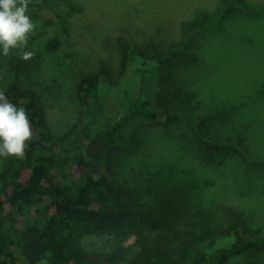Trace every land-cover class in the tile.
<instances>
[{
    "label": "trees",
    "instance_id": "1",
    "mask_svg": "<svg viewBox=\"0 0 264 264\" xmlns=\"http://www.w3.org/2000/svg\"><path fill=\"white\" fill-rule=\"evenodd\" d=\"M215 1L208 3L213 9L180 17L155 4L117 2L119 18L103 11V22L91 24L80 75L74 77L78 62L65 69L56 60L53 85L42 81L35 50L28 60L24 51L13 64L4 59L16 73L1 91L26 110L33 137L22 157H0V264H264V226L243 209H212L204 193L213 179L202 178L201 168L182 180L175 168L142 166L130 182L116 167L119 151L132 156L142 146L143 127L177 121L199 141L203 154H189L206 167L252 152L245 136L261 123L256 103L258 95L264 100L263 82L221 84L206 105L197 104L204 96L190 94L182 59L168 55L186 29L227 33L232 12L262 9L250 0ZM35 5L34 16L54 17ZM45 46L46 54L56 53L60 39L50 37ZM64 81L74 83L78 107L74 122L57 130L52 104L63 96L57 83L65 92ZM240 109L248 110L244 117ZM91 237L102 238L97 251L86 245Z\"/></svg>",
    "mask_w": 264,
    "mask_h": 264
},
{
    "label": "rangeland",
    "instance_id": "2",
    "mask_svg": "<svg viewBox=\"0 0 264 264\" xmlns=\"http://www.w3.org/2000/svg\"><path fill=\"white\" fill-rule=\"evenodd\" d=\"M93 1L96 6L92 4ZM119 1L128 3V0H29L26 14L36 27L33 32L28 34L25 48L12 49L9 55H2L0 59V91L11 74L16 73L10 71L6 64L4 65V59L9 64H13L14 57L21 51L35 50L34 52H37L40 74L44 78L42 81L52 85L56 75L55 69L52 67L56 60L65 61V69L70 65L73 66V62L79 64L82 62L81 64L84 66L85 54L92 40L91 24L95 21L103 22L99 18L103 11L109 13L111 17L119 18L122 11L121 6L116 7V3ZM131 1L132 4L162 6L165 10L164 13L174 14L173 16L176 17H180L188 11L191 15L197 9L201 11L211 7L208 6L211 0ZM250 2L253 6L261 5V11L246 13L235 10L226 20L230 23H226L229 28L227 33L221 32L220 29L216 33H214L215 31L204 33V30L195 33L194 29H186L181 42L173 47H168V55L171 59L177 57L182 59L181 62L185 67L182 72L183 78L187 86L191 88L190 94L193 96L198 92L202 97L204 96L203 101L200 98L194 100L197 104L202 102L203 105H206L207 95L212 93L213 89L223 88L220 86L221 84H229L231 89H239L238 84H244L246 80H257L264 84V9L262 7L264 0H250ZM35 4L51 10L54 17L34 16L31 7H35ZM212 29L217 30L216 27H212ZM233 31H237L239 34L236 35ZM240 32H243L248 38L240 37ZM50 37L60 39V46L56 53L46 54L45 44ZM201 43L202 46L199 45ZM204 53L208 59L206 61ZM81 64L80 68L79 65L76 66L74 77L80 75V70L83 68ZM60 82L57 83V86L61 89L63 96L58 103L52 104L55 112L52 123L57 130H62L74 122L78 107L72 97L74 83L65 84L64 81L65 88L67 85L64 92ZM178 99L181 100V97L179 96ZM256 107L258 115L262 117L261 123H258L259 125L256 123L255 127L245 136V140L248 139L249 142H252V152L237 153V158H230L231 160L224 164L216 166L211 163V167H206L199 160L195 161L193 154H189L191 151L200 156L203 154L199 152L201 149L198 146L199 141L190 131L179 130L178 124L180 127L184 121H177L173 125L174 127L169 128L143 127L140 132L142 146L136 153L131 154L132 156H129V153L124 150L119 151L116 157V167L130 182H133L134 170L138 171L142 166H148L152 171H155L160 165L168 171L170 168L172 170L175 168L179 171L182 180L190 178L187 172L191 168H194L195 171H199L201 168L202 178L213 179L211 182L213 184L209 188H205L206 194L204 193L207 195V202L212 209L216 208L215 210L222 212L229 208L243 209L254 213L258 224L264 226V100L260 99L259 95ZM247 111L240 109L238 114L244 117ZM254 113V110L250 112L251 115ZM188 154L192 158L191 161L188 160ZM166 186V182L161 183V187ZM135 238V235H131L128 242H133ZM100 241L102 238L91 237L86 245L90 250L97 251V244Z\"/></svg>",
    "mask_w": 264,
    "mask_h": 264
},
{
    "label": "clouds",
    "instance_id": "3",
    "mask_svg": "<svg viewBox=\"0 0 264 264\" xmlns=\"http://www.w3.org/2000/svg\"><path fill=\"white\" fill-rule=\"evenodd\" d=\"M29 0H0V46L2 54L10 50L25 48L28 34L35 24L26 14ZM34 53L22 52L24 60L31 59ZM33 137L30 119L24 108H17L9 101L4 91H0V157H22L26 141Z\"/></svg>",
    "mask_w": 264,
    "mask_h": 264
}]
</instances>
